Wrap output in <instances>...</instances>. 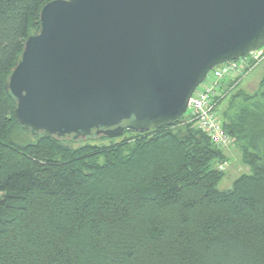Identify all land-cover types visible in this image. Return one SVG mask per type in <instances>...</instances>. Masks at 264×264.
Here are the masks:
<instances>
[{"label":"trees","instance_id":"obj_1","mask_svg":"<svg viewBox=\"0 0 264 264\" xmlns=\"http://www.w3.org/2000/svg\"><path fill=\"white\" fill-rule=\"evenodd\" d=\"M50 1L0 0V264H264V77L221 82L250 168L225 190L226 150L187 114L107 146L32 133L7 83Z\"/></svg>","mask_w":264,"mask_h":264},{"label":"water","instance_id":"obj_2","mask_svg":"<svg viewBox=\"0 0 264 264\" xmlns=\"http://www.w3.org/2000/svg\"><path fill=\"white\" fill-rule=\"evenodd\" d=\"M264 46V0H53L7 88L47 137L150 131L187 113L216 66Z\"/></svg>","mask_w":264,"mask_h":264},{"label":"built area","instance_id":"obj_3","mask_svg":"<svg viewBox=\"0 0 264 264\" xmlns=\"http://www.w3.org/2000/svg\"><path fill=\"white\" fill-rule=\"evenodd\" d=\"M263 59L264 48L261 47L234 61L216 66L192 95L187 122H193L206 132L217 146L225 150L235 147L233 138L223 129L222 119L217 110L219 88L221 82L227 78L238 79L240 82L241 78ZM219 168L224 170V164L219 165Z\"/></svg>","mask_w":264,"mask_h":264},{"label":"rangeland","instance_id":"obj_4","mask_svg":"<svg viewBox=\"0 0 264 264\" xmlns=\"http://www.w3.org/2000/svg\"><path fill=\"white\" fill-rule=\"evenodd\" d=\"M264 48V46H262ZM264 77V59L258 63L249 73H247L245 76L241 78V81L239 82V87L247 90L252 91L254 87H257L259 82ZM235 87V86H234ZM233 88L232 91L234 93L237 88ZM255 89V88H254ZM226 105V101L222 102L221 109H224ZM188 114V111L187 113ZM129 137L132 136V134L126 133L123 137ZM20 139L25 140H33L34 137L30 133H25L22 135L19 133L17 135ZM123 137L120 138H112V137H104V136H98V137H89V138H83L80 141H78L76 144H86L90 143L91 145L95 146H107L113 142L121 140ZM226 149V154L229 157V160L226 164H224L226 175L222 179V181L219 184V188L222 190L228 189L232 186L234 180L240 176L242 173L250 172L249 166H246L242 163L241 155L239 158L237 157V149L236 147H232Z\"/></svg>","mask_w":264,"mask_h":264},{"label":"crops","instance_id":"obj_5","mask_svg":"<svg viewBox=\"0 0 264 264\" xmlns=\"http://www.w3.org/2000/svg\"><path fill=\"white\" fill-rule=\"evenodd\" d=\"M262 81V80H261ZM261 81L259 82V84H258V86L257 87H254L253 89H252V91L250 92V91H247V92H249V93H254L256 90H257V88L259 87V85H260V83H261ZM237 149V148H236ZM229 151H230V149H228ZM241 155V159H242V154H241V152H240V150L239 149H237V157L239 158V156ZM247 166V165H246Z\"/></svg>","mask_w":264,"mask_h":264}]
</instances>
